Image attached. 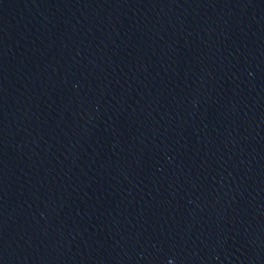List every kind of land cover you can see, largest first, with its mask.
I'll return each instance as SVG.
<instances>
[{
    "label": "water",
    "instance_id": "1",
    "mask_svg": "<svg viewBox=\"0 0 264 264\" xmlns=\"http://www.w3.org/2000/svg\"><path fill=\"white\" fill-rule=\"evenodd\" d=\"M0 264H264V0H0Z\"/></svg>",
    "mask_w": 264,
    "mask_h": 264
}]
</instances>
